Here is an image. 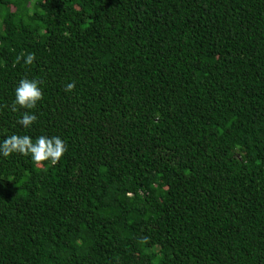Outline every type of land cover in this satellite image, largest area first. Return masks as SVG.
<instances>
[{"label": "trees", "instance_id": "1", "mask_svg": "<svg viewBox=\"0 0 264 264\" xmlns=\"http://www.w3.org/2000/svg\"><path fill=\"white\" fill-rule=\"evenodd\" d=\"M13 133L66 151L0 158V264H264V0H0Z\"/></svg>", "mask_w": 264, "mask_h": 264}, {"label": "clouds", "instance_id": "2", "mask_svg": "<svg viewBox=\"0 0 264 264\" xmlns=\"http://www.w3.org/2000/svg\"><path fill=\"white\" fill-rule=\"evenodd\" d=\"M23 59L25 65H32L35 60L34 53L21 54L16 57L19 63ZM74 83H68L65 91L70 92ZM42 99L40 82L36 79L21 78L14 87L11 111H20V118L17 120L22 128H30L37 120V115L30 111L36 108L37 103ZM23 110V111H21ZM66 151L65 142L58 136L41 135L33 138L29 135H17L15 133L5 136L0 140V158H10L13 155L28 157L30 161L39 166L42 162L56 165Z\"/></svg>", "mask_w": 264, "mask_h": 264}]
</instances>
